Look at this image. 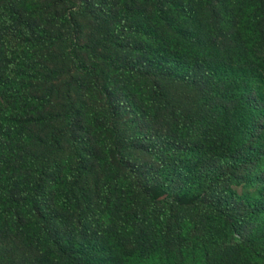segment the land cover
<instances>
[{
    "label": "trees",
    "instance_id": "16d2710c",
    "mask_svg": "<svg viewBox=\"0 0 264 264\" xmlns=\"http://www.w3.org/2000/svg\"><path fill=\"white\" fill-rule=\"evenodd\" d=\"M112 1V35L142 65L98 58L129 89L126 108L167 110L158 166L127 158L112 109L103 126L65 93V111H47L51 94L33 87L52 80L40 55L61 35L35 22L53 4L0 0V230L53 264H264V0ZM79 49L68 62L99 84ZM144 65L196 91L148 93ZM63 144L69 156L48 161Z\"/></svg>",
    "mask_w": 264,
    "mask_h": 264
},
{
    "label": "rangeland",
    "instance_id": "374dc122",
    "mask_svg": "<svg viewBox=\"0 0 264 264\" xmlns=\"http://www.w3.org/2000/svg\"><path fill=\"white\" fill-rule=\"evenodd\" d=\"M78 1L79 5L75 6ZM40 0L42 5L53 4L50 12L36 20V24L61 35L59 42L50 50L43 51L40 60L47 65L53 73L52 80L47 84H35L33 91L41 95L51 94L52 101L47 111L51 113L64 112L65 93L69 94L74 102L77 112L82 115L86 111L95 110L99 124L106 126L111 115L109 109L116 114L115 125L119 130V137L124 147L125 155L136 165L158 164L149 153L160 141L159 136L168 129L169 115L164 106L159 102L154 103L151 108L143 107L138 117L130 107L124 106L126 86L120 84V77L110 68L102 65L98 57L113 59L116 63H132L134 66L142 65L132 58L129 49L121 45L112 35L113 18L111 10L114 2L112 0ZM142 3V0H138ZM48 13L56 14L52 18ZM68 16L71 25L63 23L61 19ZM74 40L80 49L78 57L89 64L97 63L102 68L99 74V84L92 78L83 77L68 62L70 42ZM148 93L156 83H163L172 100L188 98L196 91L192 87L180 85L179 83L166 79L151 70L148 66L143 67L140 76ZM102 84V85H101ZM104 88L105 93L100 92ZM195 101V99H194ZM191 103V101H189ZM196 103V101H195ZM76 123L78 119L75 120ZM264 122V116L261 118ZM58 124L57 128L60 130ZM44 128L37 127L33 132L42 135ZM142 132L145 137L136 135ZM92 143L93 138L90 137ZM63 153L52 158H66L70 150L66 144L62 145ZM89 171L86 184L94 189L100 185L102 172L95 161L88 164ZM239 192L247 191L243 187L238 188ZM0 264H53L49 257L38 251L24 246L20 236H15L0 230Z\"/></svg>",
    "mask_w": 264,
    "mask_h": 264
}]
</instances>
